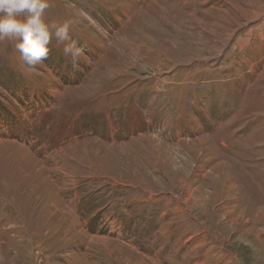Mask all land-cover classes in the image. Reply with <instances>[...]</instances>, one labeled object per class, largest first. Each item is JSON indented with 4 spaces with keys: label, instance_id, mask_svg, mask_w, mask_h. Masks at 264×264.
<instances>
[{
    "label": "rangeland",
    "instance_id": "obj_1",
    "mask_svg": "<svg viewBox=\"0 0 264 264\" xmlns=\"http://www.w3.org/2000/svg\"><path fill=\"white\" fill-rule=\"evenodd\" d=\"M49 3L83 53L0 41V264H264V0Z\"/></svg>",
    "mask_w": 264,
    "mask_h": 264
},
{
    "label": "clouds",
    "instance_id": "obj_2",
    "mask_svg": "<svg viewBox=\"0 0 264 264\" xmlns=\"http://www.w3.org/2000/svg\"><path fill=\"white\" fill-rule=\"evenodd\" d=\"M49 7V0H0V41H16L23 63L35 66L48 58L49 45L55 38L76 67L83 48L69 35L73 22L47 23L44 17Z\"/></svg>",
    "mask_w": 264,
    "mask_h": 264
}]
</instances>
